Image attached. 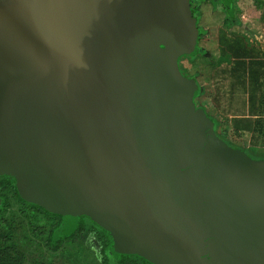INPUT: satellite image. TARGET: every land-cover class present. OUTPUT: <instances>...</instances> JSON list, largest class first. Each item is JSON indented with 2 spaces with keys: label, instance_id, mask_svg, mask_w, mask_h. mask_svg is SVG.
<instances>
[{
  "label": "water",
  "instance_id": "obj_1",
  "mask_svg": "<svg viewBox=\"0 0 264 264\" xmlns=\"http://www.w3.org/2000/svg\"><path fill=\"white\" fill-rule=\"evenodd\" d=\"M233 14L232 0H221ZM190 0L0 6V174L155 264H264V162L197 109Z\"/></svg>",
  "mask_w": 264,
  "mask_h": 264
},
{
  "label": "rangeland",
  "instance_id": "obj_2",
  "mask_svg": "<svg viewBox=\"0 0 264 264\" xmlns=\"http://www.w3.org/2000/svg\"><path fill=\"white\" fill-rule=\"evenodd\" d=\"M235 7L230 21L220 8L198 6L202 52L181 57L179 68L195 80V106L213 123L215 135L249 162H264V0H236ZM0 181L9 183L0 189V233H7L2 246L14 247L21 264H155L117 252L111 234L86 213L75 219L71 233L83 226L76 237L61 234L51 216L16 196L14 177L0 174ZM101 235L108 243L104 255Z\"/></svg>",
  "mask_w": 264,
  "mask_h": 264
},
{
  "label": "trees",
  "instance_id": "obj_3",
  "mask_svg": "<svg viewBox=\"0 0 264 264\" xmlns=\"http://www.w3.org/2000/svg\"><path fill=\"white\" fill-rule=\"evenodd\" d=\"M227 18L228 19H234V13L233 14H228L227 13ZM8 184H9L8 182L0 181V189H1V187L5 186V185H8ZM15 194L23 202V199L20 197V195H19V193H18L16 188H15ZM24 202H26V201H24ZM27 206H29L30 208L39 210L41 212H44V214L47 215V216H51L50 220L53 223V227L54 228H58L61 234L68 235V234H70L73 231L74 226L66 225L63 222L61 216L50 214L49 212L45 211L44 209H42V208H40V207H38L36 205H32L31 204V205H27ZM82 230H83L82 224L78 223L77 227H76V230L74 231V233H71L69 235V238L76 237L79 234V232H81ZM5 239H7V233H0V264H21V259L17 255L16 250L14 249V247H12L11 245L2 246V243L4 242ZM98 239L101 242L100 253L102 255H104V253H105V251H106V249L108 247V243L105 240V237L103 235H101ZM116 251L121 253V254L123 253L117 247H116Z\"/></svg>",
  "mask_w": 264,
  "mask_h": 264
},
{
  "label": "flooded vegetation",
  "instance_id": "obj_4",
  "mask_svg": "<svg viewBox=\"0 0 264 264\" xmlns=\"http://www.w3.org/2000/svg\"><path fill=\"white\" fill-rule=\"evenodd\" d=\"M203 2L209 4L214 9L220 8L224 12V15L226 17H227V13H228L226 7L224 6V4L221 0H190V10L192 13V17L196 20V27H197L198 33H199L198 42H197V49H198L197 55L201 54V52H202L201 42H202V38H203V28L200 25V17L198 15L199 12H198L197 8H198V6H201ZM235 3H236V0H232V8H233V13H234V18H235V9H236ZM230 21H234V19H230ZM178 66H179V62H178ZM179 70H180V68H179Z\"/></svg>",
  "mask_w": 264,
  "mask_h": 264
},
{
  "label": "bare ground",
  "instance_id": "obj_5",
  "mask_svg": "<svg viewBox=\"0 0 264 264\" xmlns=\"http://www.w3.org/2000/svg\"><path fill=\"white\" fill-rule=\"evenodd\" d=\"M112 258V257H111Z\"/></svg>",
  "mask_w": 264,
  "mask_h": 264
}]
</instances>
